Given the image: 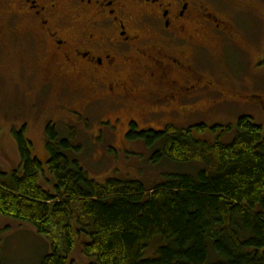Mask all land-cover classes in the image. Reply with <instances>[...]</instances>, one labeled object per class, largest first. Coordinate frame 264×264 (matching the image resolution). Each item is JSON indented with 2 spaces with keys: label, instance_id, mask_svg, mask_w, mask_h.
Wrapping results in <instances>:
<instances>
[{
  "label": "trees",
  "instance_id": "obj_1",
  "mask_svg": "<svg viewBox=\"0 0 264 264\" xmlns=\"http://www.w3.org/2000/svg\"><path fill=\"white\" fill-rule=\"evenodd\" d=\"M69 127L65 137L56 124L46 126L49 173L31 153L26 125L13 130L19 165L0 168V214L49 240L40 264H71L80 242L92 264H264V131L250 116L211 126L221 130L215 141L195 137L206 132L204 123L133 135L154 149L152 161L200 164L151 186L91 178ZM233 131L230 142L221 140ZM45 174L51 187L42 184ZM155 240L156 255L146 257Z\"/></svg>",
  "mask_w": 264,
  "mask_h": 264
},
{
  "label": "flooded vegetation",
  "instance_id": "obj_2",
  "mask_svg": "<svg viewBox=\"0 0 264 264\" xmlns=\"http://www.w3.org/2000/svg\"><path fill=\"white\" fill-rule=\"evenodd\" d=\"M260 1L0 0V53H15L40 89L57 90L71 120L98 111L115 135L126 121L123 136L132 139L157 130H140L139 121L177 126L209 111L207 101L234 99L210 73V58L239 54ZM235 73L224 76L235 83Z\"/></svg>",
  "mask_w": 264,
  "mask_h": 264
},
{
  "label": "rangeland",
  "instance_id": "obj_3",
  "mask_svg": "<svg viewBox=\"0 0 264 264\" xmlns=\"http://www.w3.org/2000/svg\"><path fill=\"white\" fill-rule=\"evenodd\" d=\"M260 15L253 19L252 30L245 31V40L239 54L226 57L219 62L218 57H211L209 71L222 82L227 96L234 98L225 103L210 106L207 101L204 109L189 121H178L177 126L186 127L204 123L208 126L205 133L195 131V137L215 141L221 130L215 133L210 127L216 124H236L239 117L248 115L263 126L264 131V0L259 2ZM246 48V49H245ZM0 168L9 170L19 165L20 155L13 130H20L26 125V137L31 141V153L43 162V170L48 172L47 137L45 133L49 122L57 125L61 134L70 136L71 126L75 129L74 144L81 146L78 155L81 165L91 178L104 182L110 177L119 179H138L151 186L162 182L170 173L191 171L200 168L199 163H181L166 157L152 161L153 148H149L141 138L125 139L123 131L126 121L119 123L116 135L111 132L109 123L101 119L95 111L85 120L73 121L58 109L57 90L40 89L36 84L39 78L32 79L18 69L15 53H0ZM236 71L231 80L224 71L226 68ZM242 84V85H241ZM233 89V92L230 91ZM237 91H241L239 95ZM111 110V108H109ZM106 110L104 114H110ZM124 113V112H123ZM103 120V121H102ZM167 127L162 121H139L138 128ZM104 128V130H102ZM235 132L224 133L220 138L230 142ZM42 176V184L52 186L50 174ZM79 244V243H78ZM77 244V245H78ZM159 241L151 243L146 257H154ZM76 247L71 264H92L91 259L81 252L82 246ZM50 242L28 223L14 220L0 214V261L3 264H40L42 257L50 253ZM149 250V251H148ZM155 251V252H154ZM149 252V254H148Z\"/></svg>",
  "mask_w": 264,
  "mask_h": 264
}]
</instances>
